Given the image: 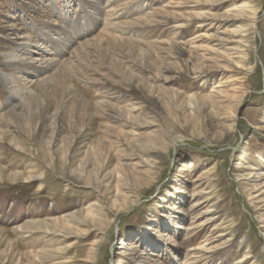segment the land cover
Returning <instances> with one entry per match:
<instances>
[{
  "label": "rangeland",
  "instance_id": "1",
  "mask_svg": "<svg viewBox=\"0 0 264 264\" xmlns=\"http://www.w3.org/2000/svg\"><path fill=\"white\" fill-rule=\"evenodd\" d=\"M2 74L0 264H264V0H0Z\"/></svg>",
  "mask_w": 264,
  "mask_h": 264
},
{
  "label": "bare ground",
  "instance_id": "2",
  "mask_svg": "<svg viewBox=\"0 0 264 264\" xmlns=\"http://www.w3.org/2000/svg\"><path fill=\"white\" fill-rule=\"evenodd\" d=\"M254 3V2H253ZM251 6V5H250ZM254 6V5H253ZM247 8H249V5H247V4H245V5H241L240 6V10L242 11V12H246L247 10ZM252 8V7H251ZM250 11V10H249ZM106 26V25H105ZM114 26V25H113ZM108 27V26H107ZM110 28V27H109ZM104 29V28H103ZM104 30H106V29H104ZM63 32H65L66 30L65 29H63L62 30ZM28 44V42L26 41V42H21V43H19V45H18V49H17V51L18 52H22L21 51V49L22 48H25V46ZM42 47L41 46H39V49H41ZM18 52L17 53H14L11 57H10V60H11V62H14L15 64H18L19 62H21L22 60H21V58H20V54H18ZM50 59L49 58H44V59H40L39 58V56H37V57H35L33 60H31V61H29V62H26V63H28L29 65H31L32 63H36V62H39L41 65H42V63L44 64V62H46V61H49ZM25 63V64H26ZM39 64V65H40ZM19 65V64H18ZM1 77V80L4 82L3 83V85H5V88L7 89V90H12L13 92H14V94L15 93H17L16 91H17V89L18 88H16L17 86H15L13 83V81H12V78H10V77H8V76H6L5 74H2V76H0ZM15 96V95H14ZM200 226V225H199ZM248 258H250V256L249 255H247V256H245L244 258L242 257V258H240L236 263L237 264H241V263H243V262H245Z\"/></svg>",
  "mask_w": 264,
  "mask_h": 264
}]
</instances>
